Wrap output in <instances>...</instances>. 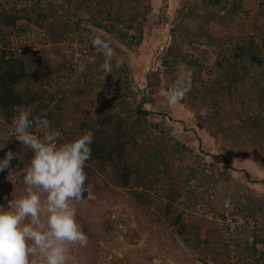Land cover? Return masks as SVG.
I'll return each instance as SVG.
<instances>
[{
  "label": "trees",
  "instance_id": "16d2710c",
  "mask_svg": "<svg viewBox=\"0 0 264 264\" xmlns=\"http://www.w3.org/2000/svg\"><path fill=\"white\" fill-rule=\"evenodd\" d=\"M185 1L190 8L183 16L206 26L231 22L246 0ZM250 1L264 14L263 0ZM137 5L143 10L136 12ZM148 5L149 0H0V119L17 131L6 134L0 122V182L14 178V190L20 191L36 178L37 191L41 193L51 191L54 182L63 178L67 186L84 193L85 188L94 187L103 178L106 190L98 192V185L93 188L98 198L125 201L134 208L133 216L139 225L155 228L158 235L183 243L185 249H195L202 264H208L211 257L210 263L219 264V253L228 256L231 247L236 249L240 264H264V222L262 226L254 224L250 228L245 224L240 229L234 228V237L227 234L224 237L218 224L219 218L225 219L220 213L222 202L216 208L202 202L214 187L213 176L199 169L206 166L203 157L194 155L191 161L187 160L184 152L189 150L173 143L160 126L161 121L169 126L177 123L183 126V121L148 105L144 93L134 91L125 63L115 64L99 52L91 62L88 57L79 60L83 68L71 71L74 78L70 82V76L61 78L63 56L50 58L44 50L23 52L17 57L6 50L12 47V34L20 36L29 27L47 33L46 24L50 27L55 19H64L70 25L69 30L48 36L55 44L69 38L85 41L90 38V28H94L109 33L128 50L137 49L143 40L142 23ZM125 10L130 16L124 14ZM119 14H124V18ZM19 21L27 27L18 26ZM216 38L198 30L196 42L204 39L208 45L213 43L216 59L212 66L219 71V78L196 88L194 69L202 66L174 43L163 50L166 72L161 86L180 104H198L199 122L204 130L219 133L223 139L234 134L238 138L246 135L250 153L255 151V156L264 157V78L261 77L264 56L259 55L252 36L228 38L224 41L226 46ZM196 42L189 43L194 46ZM96 43L100 47L109 46L106 40ZM180 63L190 68V74L182 82L174 83L173 70ZM255 71H260L258 76ZM246 84L255 92L251 108L237 93ZM91 112L95 113L94 117ZM57 116L61 117V125L55 128L53 120ZM44 126L49 136L44 134ZM23 134L44 137L43 144L24 138ZM154 135L160 137L159 146L152 144ZM170 158L178 163L173 175ZM185 170L189 172L185 174ZM243 175L249 183L264 187V179H254L246 172ZM2 184L0 200H5L13 190ZM211 192L216 196V192ZM154 201L162 203V207L154 208ZM198 203L203 207L201 213L196 211ZM214 208L219 210L218 214ZM188 210L196 213H186ZM86 229L87 240L99 244ZM114 231H118L117 223L106 220L103 240ZM122 235L129 237L126 233ZM26 245L21 233L15 230L8 244L1 242L0 248L9 260L15 254L25 253Z\"/></svg>",
  "mask_w": 264,
  "mask_h": 264
},
{
  "label": "rangeland",
  "instance_id": "374dc122",
  "mask_svg": "<svg viewBox=\"0 0 264 264\" xmlns=\"http://www.w3.org/2000/svg\"><path fill=\"white\" fill-rule=\"evenodd\" d=\"M148 6L145 22L142 23L143 40L137 49L128 50L109 33L94 28H90L88 36L90 38L85 41L69 38L55 44L50 42L48 36H56L58 31L64 32L70 28L64 19H55L50 22V27V24H46L47 33L29 27L20 36L12 34V47L6 50H19L20 54L45 50V54L50 58L57 59L63 56L61 78L64 80L70 76V82L74 74L66 70L68 59L63 53L70 43L77 41L88 45L85 49L88 56L84 54L79 60L88 57V61L91 62L100 52L115 64L125 63L130 70L134 91L144 93L148 105L168 112L176 120L183 121V126L178 123L169 126L166 121H161L160 126L169 134V139L173 143H179L189 150L184 152L187 160L191 161L194 155L203 157L206 166L199 169L213 176L214 187L211 191L216 192L217 196L209 193L208 201L210 200L215 208L221 202L223 205L220 213L225 219L221 220L218 217L220 220L218 224L222 227L224 237L226 234L228 237H234V228L240 229L245 224H249L250 228L254 224L262 226L264 187L249 183L243 172L254 179H264V157L255 156V151L250 153L252 151L248 149L246 135L238 138L234 134L230 139H223L222 135L214 133L213 129L212 133L204 130L199 122L198 104L193 102L191 106L178 103L164 90V86H161L163 85L161 80L165 81L166 72L162 64L163 50L174 43L179 44L182 53L191 54L202 66L201 69H194L196 75L193 81L196 88H202L211 79L219 78V71L212 66L216 59V48L213 43L206 44L204 39L196 42L198 30L217 36L216 40L223 46H226L224 41L228 38L252 36L259 48V55L264 56V14L262 16L257 11V4L246 0L238 12L239 15L231 22L219 21L201 26L183 16L190 8L185 0H149ZM135 9L136 12H140L143 7L137 5ZM121 14H119L121 19L124 18V14L130 16L126 10L123 15ZM117 23L120 27V22ZM18 26L27 27L22 21L18 22ZM79 34L83 35L82 32ZM100 40H106L109 43L108 48L100 47L96 43ZM190 41L196 44L192 46ZM173 71L171 81L174 83L182 82L183 77L190 74V68L181 63L177 64ZM255 72L258 76L260 71ZM261 77L264 78V74ZM237 93L246 106L251 108L254 103L252 100H255L253 88L246 84L240 87ZM94 114L91 112L92 117ZM53 125L55 128L61 125L60 116L55 117ZM42 130L49 136L47 126ZM5 133L8 134L7 131ZM155 136L152 144L159 146L160 137ZM38 138L39 142L44 139L40 136ZM220 155L222 157H219ZM170 162L173 175L178 163L173 158H170ZM193 165L194 163L191 166ZM188 172L184 171L185 174ZM102 179L95 184L99 187L88 186L83 190L84 193L74 191L70 185H66L63 178L54 182L51 191L42 190L41 193L37 191L36 178V181H32L28 187L20 191L14 190V178L2 180L0 183L13 192L8 199L0 200V209L3 210L0 213V246L1 242L8 244L9 236L15 230L21 233L27 245L25 253L15 254L9 260L4 258L0 248V264H111L112 261L122 264H202L195 249H185L183 243L172 242L161 233L158 235L155 228L146 224L139 225L137 218L133 216L134 208L125 201L118 199L111 201L108 197L98 198L93 188L98 192L106 190ZM191 184L189 183L190 186ZM153 207L160 209L162 203L154 201ZM215 208L214 211L219 212ZM186 213L196 212L188 210ZM106 220L117 223L118 231L121 233L114 231L108 234V239L104 241L103 225ZM84 228H87L88 233L97 239L99 244L87 240ZM125 233L128 234V238L122 235ZM204 233L205 231L202 234ZM235 250L231 247L228 256L219 253L221 254L220 259L218 258L219 264H240ZM211 261L212 257L208 264H212Z\"/></svg>",
  "mask_w": 264,
  "mask_h": 264
},
{
  "label": "built area",
  "instance_id": "2783aa9c",
  "mask_svg": "<svg viewBox=\"0 0 264 264\" xmlns=\"http://www.w3.org/2000/svg\"><path fill=\"white\" fill-rule=\"evenodd\" d=\"M86 48H88L87 44L83 43H79V42H73L70 43L68 45V47H65L64 50V55L66 57V59H68V63L66 64V70L71 72L73 70H75L76 68L81 70L83 68V66H80L78 63V60L81 56H83L84 54H86ZM15 56L19 57L20 51H11ZM12 133H15V131H12ZM28 138H30L29 136H27Z\"/></svg>",
  "mask_w": 264,
  "mask_h": 264
},
{
  "label": "clouds",
  "instance_id": "9594fccd",
  "mask_svg": "<svg viewBox=\"0 0 264 264\" xmlns=\"http://www.w3.org/2000/svg\"><path fill=\"white\" fill-rule=\"evenodd\" d=\"M63 72V71H62ZM0 122H1V126L7 131V133L8 134H17V131L14 129V128H12V127H10V126H8L7 124H5L4 122H3V120L2 119H0ZM12 131H15V133H12ZM19 135H21L20 133H19ZM27 136H29L30 138H28ZM23 137L25 138H28V139H30L31 141L32 140H35V141H38V139H41V138H38V137H34V136H31V135H25V134H23ZM38 138V139H37ZM39 142V141H38ZM40 144H43V141L42 142H39ZM209 193H211L212 195H214L211 191H209ZM215 196V195H214ZM211 197V196H210ZM202 202H204L206 205H211V202H210V200L208 201V196H207V198L206 199H202ZM228 205V204H227ZM202 209H203V207H202V204H197V206H196V211L197 212H202ZM223 210V209H222ZM220 221V220H219Z\"/></svg>",
  "mask_w": 264,
  "mask_h": 264
}]
</instances>
